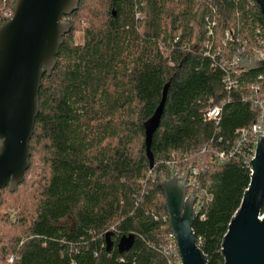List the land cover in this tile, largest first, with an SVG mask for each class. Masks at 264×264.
Masks as SVG:
<instances>
[{
  "label": "trees",
  "instance_id": "obj_1",
  "mask_svg": "<svg viewBox=\"0 0 264 264\" xmlns=\"http://www.w3.org/2000/svg\"><path fill=\"white\" fill-rule=\"evenodd\" d=\"M13 1L5 0L9 12ZM62 21L71 30L52 73L41 78L29 167L14 192L35 155L41 185L30 220L18 217L23 233L2 241L0 263L169 264L177 255L158 183L172 168H191L198 186L186 191L211 196L192 223L196 245L206 264H224L223 239L251 170L234 157L219 163L218 155L235 145V130L256 120L252 100L264 95V70L232 65L233 57L250 60L264 49L255 0H80ZM226 32L232 39L223 41ZM228 74L236 84L230 90ZM163 96L150 168L146 124ZM214 105L219 119L205 120ZM123 236L134 241L119 253Z\"/></svg>",
  "mask_w": 264,
  "mask_h": 264
},
{
  "label": "water",
  "instance_id": "obj_2",
  "mask_svg": "<svg viewBox=\"0 0 264 264\" xmlns=\"http://www.w3.org/2000/svg\"><path fill=\"white\" fill-rule=\"evenodd\" d=\"M80 0H14L12 14L0 23V191L14 192L29 167V140L39 111V89L44 74L55 65L62 38L71 25L62 17L77 10ZM264 25V0H255ZM240 69L264 70V60H238ZM165 96L146 124V156L150 168L153 133L163 114ZM250 182L222 243L224 264H264V136L258 137L249 162ZM189 168L182 175L160 181L171 235L182 264H206L196 245L192 223L194 197L186 193ZM262 217V219H259ZM110 245L109 237L107 238ZM132 236L117 243L119 253L133 245Z\"/></svg>",
  "mask_w": 264,
  "mask_h": 264
},
{
  "label": "built area",
  "instance_id": "obj_3",
  "mask_svg": "<svg viewBox=\"0 0 264 264\" xmlns=\"http://www.w3.org/2000/svg\"><path fill=\"white\" fill-rule=\"evenodd\" d=\"M11 14H12V11L6 12V15L11 16ZM206 30H207V35L211 37L213 35L211 28L207 26ZM231 39H232V33L226 32L224 34L223 41H228ZM205 48H206V52L209 53L210 48H211V42H205ZM253 56H254L253 59L255 60H264V49L253 50ZM237 63H238L237 59L233 57L232 65L234 66ZM234 71L236 72V70ZM223 84L226 90H230L236 87L234 79H232V76L229 74L224 78ZM252 102H253V107L256 108L258 111L256 120L250 126L235 130V135L237 136L235 145L229 150L228 153H224V152L219 153L218 155L219 163H223L226 159L230 157H234L242 161L244 165L250 168L249 162L253 160L255 157L258 137L264 136V95L262 97L253 98ZM220 113H221V107L219 105H214L212 107H209L205 111V113L203 114V117L205 120L217 122V120L219 119ZM184 171L183 170L179 171L178 169L172 168L171 177H173L175 174L180 176L182 175ZM251 174H252V170H251ZM196 175H197V171L195 169L189 168V173H188L187 181H186V187L189 186L191 190H194V189L197 190L198 182H197ZM186 193L187 195H190V193H188L187 191ZM210 197H211L210 194L206 193L204 189L199 190L196 198L194 197V205H193L194 212L198 213V209L204 203L205 198L208 199ZM259 219H262V217H260ZM175 252L177 255V259L174 260L173 262H170L169 264H182L180 257L178 255L177 249H176V245H175ZM9 262L12 263V257L9 259Z\"/></svg>",
  "mask_w": 264,
  "mask_h": 264
},
{
  "label": "rangeland",
  "instance_id": "obj_4",
  "mask_svg": "<svg viewBox=\"0 0 264 264\" xmlns=\"http://www.w3.org/2000/svg\"><path fill=\"white\" fill-rule=\"evenodd\" d=\"M3 4L5 0H3ZM0 6V16L8 11V6ZM82 34L81 29H76L74 32L75 41L80 40ZM31 161V166L25 177L24 184L17 192L9 193L4 191L0 202V248L2 241L15 238V235L23 233L25 226L19 225L18 217L21 220L28 222L33 210L34 198L38 193V188L41 185V165L39 163V156L35 155ZM19 220V221H20ZM9 259V257H8ZM7 259V260H8ZM9 263V261H7ZM6 262V263H7ZM1 264V263H0Z\"/></svg>",
  "mask_w": 264,
  "mask_h": 264
}]
</instances>
